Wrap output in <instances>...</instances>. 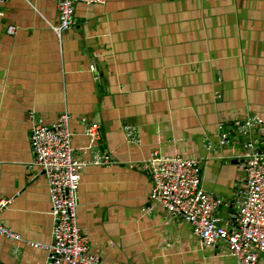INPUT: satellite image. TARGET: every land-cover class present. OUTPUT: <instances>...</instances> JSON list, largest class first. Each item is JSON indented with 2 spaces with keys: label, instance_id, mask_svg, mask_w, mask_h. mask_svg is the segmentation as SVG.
Returning <instances> with one entry per match:
<instances>
[{
  "label": "crops",
  "instance_id": "1",
  "mask_svg": "<svg viewBox=\"0 0 264 264\" xmlns=\"http://www.w3.org/2000/svg\"><path fill=\"white\" fill-rule=\"evenodd\" d=\"M1 12L0 198L10 200L1 219L22 241L0 235V264H45L50 194L29 135L64 111L74 155L89 162L77 214L100 264H237L224 242L204 247L188 221L150 207L146 163L155 152L201 159L222 221L239 210L243 144L261 147L264 133V0L79 3L76 27L61 35L53 0H2ZM253 116L263 123L239 133L236 122ZM88 122L99 123L100 138L86 133ZM128 125L138 143L127 140ZM102 155L111 162H92Z\"/></svg>",
  "mask_w": 264,
  "mask_h": 264
},
{
  "label": "built area",
  "instance_id": "2",
  "mask_svg": "<svg viewBox=\"0 0 264 264\" xmlns=\"http://www.w3.org/2000/svg\"><path fill=\"white\" fill-rule=\"evenodd\" d=\"M53 1L59 12V23L54 29L61 35L76 27L77 4H104L107 0ZM9 32L15 33V27L11 26ZM89 69L98 80L100 72L96 64H90ZM70 118L71 114L64 111L56 122L44 124L37 121L30 129L33 163L41 168L47 179L53 219L52 243L46 247L48 254L45 264H100L99 255L90 253V237L78 221L81 171L89 162L74 155ZM262 123L260 117L253 116L237 121L236 128L242 135H248L254 126ZM219 130V143L228 144L231 136L223 122L219 124ZM86 133L92 140L100 138L99 123L88 122ZM125 135L128 141L139 142L134 127L125 126ZM243 147L244 199L229 222H223L219 215L221 198L205 189L203 161L196 157L155 152L146 163L153 183L149 202L150 207L161 205L171 217L188 221L202 246L224 242L237 264H260L264 253V133L261 147H257L252 139L244 142ZM92 162L107 164L111 160L109 155H102ZM9 202L0 198V235L22 241V236L1 219V213ZM31 244L43 247L39 243Z\"/></svg>",
  "mask_w": 264,
  "mask_h": 264
},
{
  "label": "water",
  "instance_id": "3",
  "mask_svg": "<svg viewBox=\"0 0 264 264\" xmlns=\"http://www.w3.org/2000/svg\"><path fill=\"white\" fill-rule=\"evenodd\" d=\"M233 136H235V132L232 130V133H231Z\"/></svg>",
  "mask_w": 264,
  "mask_h": 264
}]
</instances>
